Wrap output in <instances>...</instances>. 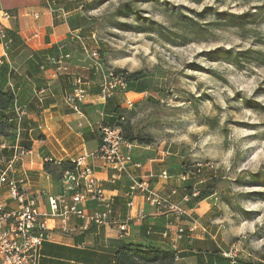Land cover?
<instances>
[{"label":"rangeland","instance_id":"rangeland-1","mask_svg":"<svg viewBox=\"0 0 264 264\" xmlns=\"http://www.w3.org/2000/svg\"><path fill=\"white\" fill-rule=\"evenodd\" d=\"M49 1L53 8L54 1L79 8L81 28L73 32L87 38L108 68L141 72L125 121L151 139L159 156L200 164V179L216 176V192L193 217L182 218L184 226L191 218L198 223L193 242L204 239V248L214 243L233 257L264 262V56L242 69L214 58L220 48L264 53L257 40L264 41V21L246 29L205 24L216 20L214 11L254 12L264 0ZM189 19L206 28L202 36H181L179 23ZM149 20L177 32L174 40L132 29ZM123 96L117 100L124 106ZM182 263L198 264L196 257Z\"/></svg>","mask_w":264,"mask_h":264},{"label":"crops","instance_id":"crops-1","mask_svg":"<svg viewBox=\"0 0 264 264\" xmlns=\"http://www.w3.org/2000/svg\"><path fill=\"white\" fill-rule=\"evenodd\" d=\"M52 3L56 8L54 13L49 10L51 5L49 0H0V11L9 10L11 13V17L3 20L2 23L6 29L19 37L20 42L10 54L7 53L5 58L10 65L14 66V79L19 84L21 101L30 107L26 116L23 139L32 144V149L26 154L21 168L27 171V185L30 191L41 195V209H47V196L57 194L61 189L59 180L55 181L53 176L47 177V171L44 169L45 161L51 159L59 162L71 160L73 157L86 153H94L101 143L99 127L103 118L101 108L103 101L99 98V94L95 93L99 89L100 78L92 67V60L82 51L79 44L71 39L70 32L81 28L78 21L82 20V13L79 8L65 7L64 9L55 1ZM37 13L39 16L36 18ZM64 43L67 50L72 52L66 73L57 75L46 70L35 74L31 71L27 64L30 56L22 48L23 44L32 51H38L57 49L58 45ZM4 55L6 50L0 44V56ZM75 75L91 81L89 88L91 96L82 106L86 113L85 120H81L64 103L72 77ZM132 93L137 94L130 90L127 96L131 97ZM118 95L123 96V94H116ZM40 96L44 98V101L39 99ZM127 96L124 95V99ZM119 104L123 107L122 103L119 102ZM80 121L84 123V126L81 127L78 124ZM134 152L135 160L140 162L141 167H132L131 171L142 177L152 171L161 173L164 169L177 170L181 164V161L172 162L170 157L163 154L159 156L160 153H156L155 150L136 148ZM89 162L94 165L97 176L104 184L107 193L115 198V214L125 218L130 211L127 206L128 198L125 196L129 187L128 177L123 174L121 178L113 182L110 177L115 176L117 172L107 168L102 159L91 155ZM171 176L169 180L156 178L152 182L165 195L177 189V194L172 197L176 202H181L183 198L180 189L181 179L176 174ZM135 198L136 204L132 213L138 208H143L147 217L135 218L129 227L128 234L123 238L119 237L114 226L102 228L91 226L85 229L82 220L74 217L70 224L71 231L66 232L60 230L59 219L51 220L50 226L56 228L53 240L43 244L40 264H114L113 242L119 239L127 243L169 246L178 251L188 247L190 242L187 239L174 242L172 239H163L161 235L169 222L183 224L185 221L166 215L158 216L153 213L152 206L146 204L142 197ZM93 205L91 203L90 207ZM190 210L192 216L197 208ZM142 226H153L156 231L145 237L142 234Z\"/></svg>","mask_w":264,"mask_h":264},{"label":"built area","instance_id":"built-area-1","mask_svg":"<svg viewBox=\"0 0 264 264\" xmlns=\"http://www.w3.org/2000/svg\"><path fill=\"white\" fill-rule=\"evenodd\" d=\"M49 10L51 13L56 11L51 5ZM38 16L37 13L35 17ZM10 17L9 10L0 11V44L6 50V55L0 56V58H5L8 53L10 41L2 22ZM70 33L71 39L76 41L82 51L92 60V67L100 78L99 98L103 103L116 94L127 96L130 91L126 78L115 69L108 68L101 60L99 51L91 48L84 36L82 37L73 30ZM59 48L58 54L48 58L50 68L47 69L57 75L68 71V62L72 58L71 51H64L66 43L61 44ZM72 78L71 88L66 93L64 103L81 120H85L86 113L82 106L91 96L89 93L91 81L79 75ZM11 86H13L12 83ZM39 99L42 100L43 97L40 96ZM124 102L123 107L130 109L135 100L127 96ZM14 110L17 143L14 146L11 159L0 163V264H40L43 244L53 240L56 227L50 226L51 220L59 219L60 230L68 232L72 229L71 221L74 217H78L82 220L85 229L91 226L98 228L114 226L119 237L123 238L128 234L129 227L135 218L145 219L147 217L143 208H138L136 212L132 213L137 196L142 197L146 204H150L153 213L158 216L166 215L175 217L177 220L192 217L190 209L184 204L190 199V196L184 195L181 202H176L172 196L177 194V189H173L171 194L165 195L153 184L152 180L156 178L169 180L172 177L167 169L162 170L161 173L152 171L145 177L131 171L132 167H141L140 162L135 160L134 150L136 148L154 150L153 144L130 142L124 137L121 126H112L103 122L99 127L101 143L97 150L94 153H86L71 159L73 167L61 171L60 191L47 196V209H41V195L30 191L27 185V171L21 168L26 154L31 151V149H24L19 145L23 133L21 123L29 111L17 101L14 104ZM78 124L81 127L84 126L81 121ZM91 155L102 159L107 168L117 172L115 176L110 177L111 181H116L123 174L128 177L129 187L125 196L128 198L127 206L130 211L125 218L115 214V198L107 193L104 184L97 176L94 165L89 162ZM197 166L203 168L200 164ZM47 177L51 178L52 174L47 172ZM179 177L181 180H185L189 178V175L181 174ZM91 203L94 205L90 207ZM191 220L189 226L169 222L161 233L163 239H172L174 242H179L185 236L193 239L198 229V223L195 218H191Z\"/></svg>","mask_w":264,"mask_h":264},{"label":"trees","instance_id":"trees-1","mask_svg":"<svg viewBox=\"0 0 264 264\" xmlns=\"http://www.w3.org/2000/svg\"><path fill=\"white\" fill-rule=\"evenodd\" d=\"M214 17L216 20L213 22L205 23L209 25H216L222 27H238L240 29H246L249 25L257 24L260 20L264 21V6L256 7L254 12H247L243 14H231L225 11H214ZM148 24L136 25L132 27L134 31L139 33L152 32L157 35H161L166 40H174L171 34H177V32L170 29H166L162 24L149 20ZM181 27L184 30V34L181 36L187 37L188 34H196L202 36V32L206 28L198 26L192 19L189 21H182ZM118 27L122 28L123 25L117 24ZM6 33L9 39L8 54L14 50L19 42V37L11 33L10 30L6 29ZM257 40L262 41L261 37H257ZM60 45L57 49L50 50H38L32 51L24 44L22 48L29 54L27 64L32 72L39 73L44 72L50 68L48 62L49 57H53L60 52ZM68 52L67 48L64 49ZM264 53L261 51L250 48L246 51H234L233 49L220 48L214 52V58L222 60L237 66L238 68H244L245 62H262ZM0 163L3 161L10 160L14 151V146L17 143L16 136V114L14 110V104L17 101L21 106H25L28 111L30 107L27 103L21 101L19 95V84L14 79L15 69L14 66L10 65L6 58H0ZM264 62V61H263ZM116 72L122 74L128 82V90H131V85L138 82L141 76V72H128L125 69L114 68ZM11 83L13 86H11ZM71 88V86H70ZM69 88V90H70ZM69 92V91H68ZM67 92V93H68ZM99 94V89L95 92ZM44 101V98L42 99ZM83 108V107H82ZM103 111V123L112 126H121L124 137L130 142L136 141L139 144L151 143V139L142 137L135 131L132 124L125 121V108L119 104L117 96L108 98L106 102L101 104ZM23 133L26 128V117L21 123ZM23 133L19 141V145L24 149H32V144L23 139ZM73 163L71 160H62L59 163L48 159L44 163V169L52 174L55 181L59 180L61 171L71 169ZM170 175H189V178L181 180V197L184 195L190 196V199L185 202V205L190 209H194L198 204L207 200L211 195L216 192V185L218 181L215 179L216 176L211 173L205 179H200L204 173V169L195 164H189L186 161H182L177 170L168 169ZM260 182V181H259ZM264 185V182L260 183ZM196 193V194H195ZM260 196L264 200V193ZM183 199V198H182ZM174 200V199H173ZM175 201V200H174ZM142 234L148 237L156 231L153 226L145 227L142 226ZM166 228V227H165ZM149 230H151L149 232ZM162 232V231H161ZM183 239H187L190 244L184 250L178 251L169 246H158L155 244H142V243H127L121 239L114 241L113 254L114 264H183L181 259H189L196 257L198 264H264L263 261H252L251 259L238 258L229 255L227 252L218 248L214 243H211L210 247L204 248L207 241L198 240L193 242V239L185 236Z\"/></svg>","mask_w":264,"mask_h":264}]
</instances>
